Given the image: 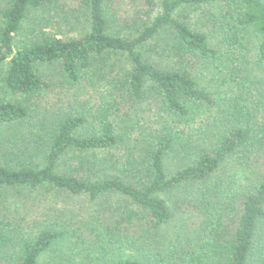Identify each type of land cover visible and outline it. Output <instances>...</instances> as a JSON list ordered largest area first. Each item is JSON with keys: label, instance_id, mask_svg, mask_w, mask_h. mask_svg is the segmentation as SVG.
I'll use <instances>...</instances> for the list:
<instances>
[{"label": "trees", "instance_id": "16d2710c", "mask_svg": "<svg viewBox=\"0 0 264 264\" xmlns=\"http://www.w3.org/2000/svg\"><path fill=\"white\" fill-rule=\"evenodd\" d=\"M75 1L71 16L82 14L85 26L59 35L46 31L50 17L33 13L67 14L60 0L0 6V65L8 64L2 81L15 97L0 99V135L27 122V103L52 88L43 67L54 66L65 97L85 81L102 83L107 94L88 108L68 101L51 121L38 122L37 146L25 135L5 143L0 264H47V256L51 264H264V0ZM218 4L219 15L211 8ZM246 33L254 39L251 69H231L221 83L233 89L217 97L201 84V69L229 58L223 43ZM143 105L162 123L126 157L108 155L127 140L115 119ZM199 108L215 115L204 125L208 139L196 143L182 129ZM42 190L102 201L72 224L42 206V192L35 213L13 217ZM177 211L181 232L168 238L161 230Z\"/></svg>", "mask_w": 264, "mask_h": 264}, {"label": "rangeland", "instance_id": "374dc122", "mask_svg": "<svg viewBox=\"0 0 264 264\" xmlns=\"http://www.w3.org/2000/svg\"><path fill=\"white\" fill-rule=\"evenodd\" d=\"M5 2H7V0H0V6H3ZM59 3H61L62 6L65 7V9H69L67 14H56L57 12H61L59 9L43 8L35 10L33 15L36 16L38 14L41 17H45V19H47V17H50V19H52V21L46 20L48 26H46L45 29L50 33H55L59 35L62 33L68 34L70 31L80 32L81 30L79 29L85 26L84 24L86 22V18L83 17L82 14H78V17L71 16L73 15L72 8L77 6L75 5L76 1L60 0ZM219 7V4L213 5L211 7L212 12L219 15ZM221 38L222 37L220 31L217 34V37L215 38L216 42L222 43ZM19 39L23 40L22 37H19ZM253 45L254 39L249 33L240 36L238 40H236L232 45H229V43H223V50L226 52V54H228V56L230 57H235L237 61L234 64L233 62H231L230 57H223L221 58L222 60L218 64L216 63L215 66H203L204 69L202 68L201 70H204V73L201 78L199 77L201 84L207 87L208 89L215 91V95L217 97H222V95L225 94V91L227 90L231 91L233 88H230L228 83H221V81L222 79H224V77H227L228 72L233 68L235 69L239 67V70L237 72L241 75H244L243 71L240 70L241 68L246 69L248 67L249 70L251 69L249 67L252 66L250 65L251 59L249 57L250 53L253 52ZM247 55L248 58H246ZM7 67L8 64L6 62L0 65V99L15 98L12 95L8 94L3 87L2 79L7 70ZM42 70L45 71L46 75L49 77V80L52 83V88L42 93L41 97H38L36 100L27 103L28 105H31V118L27 122L17 124L14 126V128L7 130L2 135H0V144H2L3 147V149L0 148V152L4 151V149L8 145L5 143L9 138L13 141V138L17 137L18 139L16 140V142H18L22 141V135H25L26 139L30 141V146H37L35 140L37 133L35 132L37 131L40 125V123L38 122H44L45 119L47 121L52 119L51 115H55L56 113H58V110L61 106L66 107L68 109L70 104L68 103V101H76L75 106L81 109L80 107L83 106H85L83 108H88L91 106L101 105L103 100L107 98L106 87L102 83L99 82L97 84L95 82L94 84H92L88 81H85L82 83L81 86L72 89L68 93L69 95L65 97L66 94H62L66 90V87L62 86L61 80L59 78V75H57L54 66H46L43 67ZM228 78H230V76H228ZM17 98L22 99V97ZM60 99H62L63 101L65 100V103L63 104L59 102ZM214 115L215 112L212 111L210 108L196 109L190 121L183 126V138L189 137L191 141L196 140V143H201L204 141V139H208L210 134L205 130L204 125ZM162 121V116L159 113L155 112L154 109L148 108V106L146 105L141 106L136 112H132L131 116L129 117L125 115L123 117L116 118L115 123L117 124V132L122 134L123 137H125V139L127 140H123L124 142H121L120 146L110 150L108 155L114 154V157L117 158L126 157L128 147L135 145L137 139L141 138L147 130L159 126ZM35 126H37L36 129ZM127 129L131 130V132L126 135L125 132H128ZM10 136H12L13 138ZM35 161L36 163L41 164L43 162V155H36ZM69 162L70 161H65V164L61 165V167H63V169L65 170ZM42 192L44 191H34L33 193H31L32 196L26 198L25 204H19V209H17L18 213L16 214V212H12L13 217H16V219L20 221V219L22 218L21 216L32 214L34 212L32 209L36 206V203H34L33 200L38 199L36 196H39ZM2 193H4V191ZM27 193L28 192H26L25 194ZM44 193L46 197L48 196L49 200L46 199L45 202L43 201L42 206L45 204L49 205L51 208L54 209V213L61 215L64 219L72 222V224H75L80 220L84 221L89 219L91 215L96 210H98L99 203L102 201L90 200L85 195H72L67 192L58 193L56 191H46ZM181 194L184 195L183 192ZM15 209L16 208H11V211H14ZM180 217L181 214L177 211L173 216V220H171L170 223L163 227L161 231L165 233L166 237H173V239L178 237V234L181 232L182 228V221H180ZM74 243V239L69 241V245H72ZM63 251L66 255H72L71 253L69 254V252L71 251V247L68 245H65V249ZM76 251H78L77 248H75L74 252L76 253ZM83 251L84 250H82L81 252ZM52 258L53 257L47 256L44 260L47 261V264H51L52 260L54 259Z\"/></svg>", "mask_w": 264, "mask_h": 264}]
</instances>
